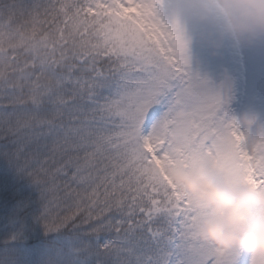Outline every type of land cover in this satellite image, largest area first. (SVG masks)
<instances>
[{"label":"snow or ice","instance_id":"obj_1","mask_svg":"<svg viewBox=\"0 0 264 264\" xmlns=\"http://www.w3.org/2000/svg\"><path fill=\"white\" fill-rule=\"evenodd\" d=\"M121 2L140 15L102 30L99 0H0V264H239L153 170L238 150L228 98Z\"/></svg>","mask_w":264,"mask_h":264},{"label":"clouds","instance_id":"obj_2","mask_svg":"<svg viewBox=\"0 0 264 264\" xmlns=\"http://www.w3.org/2000/svg\"><path fill=\"white\" fill-rule=\"evenodd\" d=\"M161 2L153 0V13L172 30L185 52L190 40L185 38L181 19L174 14L165 22L160 16ZM189 8L202 18L218 16L223 34L237 43L264 37V0H192ZM259 119L252 111L232 118L239 132L234 152L166 157L153 165L154 171L204 211L200 238L222 251L235 248L264 255V180L258 179V173H264V129L252 138L244 131Z\"/></svg>","mask_w":264,"mask_h":264},{"label":"rangeland","instance_id":"obj_3","mask_svg":"<svg viewBox=\"0 0 264 264\" xmlns=\"http://www.w3.org/2000/svg\"><path fill=\"white\" fill-rule=\"evenodd\" d=\"M191 3L192 0H162L160 16L165 22H170L174 14L180 17L185 38L190 40L184 52L188 67L227 96L231 119L246 111L259 114L257 125L244 129L252 138L264 129V37L237 43L223 34L218 16L202 18L190 10ZM99 4L97 11L105 9L113 14L120 26L138 7L125 8L121 0H99ZM252 255L240 249L239 264H250Z\"/></svg>","mask_w":264,"mask_h":264},{"label":"trees","instance_id":"obj_4","mask_svg":"<svg viewBox=\"0 0 264 264\" xmlns=\"http://www.w3.org/2000/svg\"><path fill=\"white\" fill-rule=\"evenodd\" d=\"M93 18L98 19L100 22V25H102V30L107 28H116L120 27V25H117L113 19L111 18L110 14H106L104 11H99L98 13H95Z\"/></svg>","mask_w":264,"mask_h":264}]
</instances>
